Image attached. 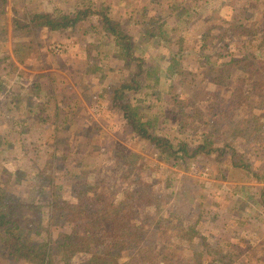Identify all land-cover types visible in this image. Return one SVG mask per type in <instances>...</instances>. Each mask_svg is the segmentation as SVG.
Returning <instances> with one entry per match:
<instances>
[{"label": "rangeland", "instance_id": "obj_1", "mask_svg": "<svg viewBox=\"0 0 264 264\" xmlns=\"http://www.w3.org/2000/svg\"><path fill=\"white\" fill-rule=\"evenodd\" d=\"M235 1V6L246 3ZM257 2L252 4L254 13H264V0ZM210 3L0 0V192L7 193L5 200L22 227L34 230L39 224L40 231L50 229L54 238L58 237L67 230L62 226L65 220L45 203L51 197L73 201L75 191L86 183L100 181L98 188L105 186L102 200L111 207V214L120 210L118 200H129L132 191L143 187L157 202H150L149 211L159 228L146 234L145 242L153 246L154 253L141 264L201 261L194 252L206 242L209 248L204 250V264H264V95H247L246 100L243 94L236 95L234 112L228 109L236 119L233 128L227 120L219 124L217 116L211 131L205 127L202 120L214 115L208 107L202 119L197 111L187 117L189 106L197 108L200 103L203 107L204 99L220 90L224 111L229 102L228 85L215 86L210 67L224 51H219L220 43L217 51L196 53L202 22L195 20ZM97 9L106 11L116 28L131 37L136 46L134 56L144 59L148 90L134 94L132 100L143 111L140 114L153 121L150 131L187 146L205 137L211 145L227 143L224 155L212 151L209 156L200 152L183 160L167 159L152 143L132 132L121 111L111 105L108 93L125 79L135 62L119 49L100 17L90 13ZM77 10L87 13L59 30L46 26L16 29V24L26 25L36 13L70 18ZM179 11L191 15L188 25L184 24L186 29L181 26ZM152 19L169 24L171 43H159L146 34V22ZM180 34L189 48L177 58L179 64L172 65L169 51L171 46L177 47ZM238 47L230 46L234 53ZM173 73L175 77H171ZM235 76L233 73L231 79ZM187 81L194 83L193 89ZM153 86L158 87L151 89ZM232 159L252 165L249 170L238 167L242 183L228 174ZM195 182L197 186L192 188ZM236 184L246 187L235 189ZM216 210L224 213L218 222L212 220L214 214L206 213ZM186 230L197 236L189 240ZM202 231L205 240L200 237ZM35 237L41 241L45 236ZM216 250L222 256L215 255ZM132 254L122 252L119 262ZM72 257L79 263L88 253L76 252ZM57 261L54 263L64 264ZM0 264L27 263L14 259L0 243Z\"/></svg>", "mask_w": 264, "mask_h": 264}, {"label": "trees", "instance_id": "obj_2", "mask_svg": "<svg viewBox=\"0 0 264 264\" xmlns=\"http://www.w3.org/2000/svg\"><path fill=\"white\" fill-rule=\"evenodd\" d=\"M257 1L260 0H246V3L235 6V0H211L210 4H206L208 9L205 8L203 12L198 13L195 20V22H202L197 30L199 47L196 53L202 55L207 49L208 52L211 49L217 51L220 43L222 49H219V51H224L219 52L218 59L212 61V65H210L214 76L212 80L217 87L226 82L230 92L228 96L229 102L225 106L226 111L221 106L224 99L221 90L211 98L206 97L203 101L205 103L203 107L200 103L199 105L197 104V108L193 106L195 110L190 109V106L188 107L187 117L190 116V113L192 115L197 111L200 119H202L207 114L203 113L206 107H208V112L209 110L212 111L211 113L214 115L209 114L207 118L202 120L206 122L204 126L209 127L210 131L211 127H213L212 120L215 116L218 117L219 124L227 120L232 128L236 125V119L233 114L229 115L228 109L231 107L229 112L232 108L234 110L237 94H243L245 100L247 95H264V13H254L252 6L258 3ZM86 13L87 10H77L75 16L70 18L66 14L60 15L59 18H54L47 13H36L26 25L16 24V29L22 27L33 29L46 26L49 30H59L65 28L71 21L76 23ZM90 13L97 14L100 17L101 23L106 26V29L117 40L116 43L119 49L128 56L129 60L131 59L135 62L125 79L108 93L111 105L121 111L132 132L152 143L154 147L159 149L160 154L167 159L183 160L185 157L196 156L200 152L209 156L212 151H216L217 156L224 155L227 152V143L219 146L213 145V143L211 145V142H206L205 137L202 142L187 146L184 142L180 144V141L176 139L167 136H157L150 131V128H153V121L145 119V116L142 115L143 113L140 114L143 111H139V107L133 105L132 100L134 99V94L144 89L148 90L149 85L144 81V59L134 56L133 49L136 46L131 37L116 28L115 23L110 19L106 11L97 9L92 10ZM179 13L183 21L181 26L186 29L185 25H188L191 15H187V12L184 13V11H179ZM163 20L152 19L147 21L146 34L149 35L150 39L156 38L155 40L159 43L169 44L168 42H172L169 35H172L171 33L173 32H171L172 29L169 24H164ZM178 36L177 47L171 46L170 50L172 51H169L172 65L179 64L177 58L179 59L180 56H183L182 54L189 48L185 44L183 34ZM235 44H238L239 47L237 52L234 53L230 46ZM209 55H206L205 58L207 59ZM158 71L160 74L163 73V68ZM233 73L236 76L231 79ZM174 74L171 77H175ZM187 74H191V72L187 71ZM40 76L44 77V75ZM187 82L193 89L194 83L191 81ZM157 87L153 86L151 89H156ZM186 87L188 86L186 85ZM206 92L203 93L205 94L204 96L207 95ZM231 94L232 98H230ZM191 95H193V92ZM222 112L228 115V118H223ZM181 126L184 127V123ZM231 151L232 153L234 152L232 148ZM237 164L239 163L232 159L231 169L228 174H230V178L233 181L237 180L242 183L243 180H239L242 177L237 176L239 175L237 173L238 167L249 170L252 165L247 163ZM223 171L225 172L223 174L224 177L227 173L224 169ZM99 182H90L79 187L75 191V199L73 201H62L60 198L51 197L45 203L49 210H58L60 217L65 220L62 226L63 230L64 227L67 230L61 231L56 238H54L50 229L44 232L40 231L39 224L36 227L37 229L34 228V230H26V228L22 227L19 219L16 218L12 211V206L5 200L7 193L4 191L0 192V243L14 259L22 260L27 264H55L54 261L56 260L64 264H125V261H127V264H141V261L147 260L154 253L153 246L145 242V236L151 230H158L159 228L158 221L152 217L151 210L149 211L150 202H155L153 201L155 197L148 196V192L143 191V187L142 190L137 188L135 190L138 192L132 191L130 193L132 197L130 196L129 200L125 197L118 200L117 204L120 210L111 214L109 212L111 207L106 206L102 200L105 186L98 188ZM238 184L233 187L235 189H244L246 187V185ZM194 185L197 186L196 182L191 184L192 188H194ZM145 187H148L147 184H145ZM64 202H66V205L63 206L62 203ZM155 203L157 204V202ZM206 213L214 214L215 218L212 220L217 222L224 215L219 210ZM108 223H111L110 228ZM186 232L189 240H193L197 236L192 230H186ZM38 234H42L45 237L41 241L37 240L35 236ZM200 237L202 240L206 239L204 231L200 233ZM220 240L224 242L222 239ZM207 247L209 248L208 242L201 245L194 252V256L201 261L195 260L185 264H204L202 257L207 255L204 252ZM124 251H132L133 254L120 263L118 258ZM76 252L88 253V257L76 263L72 259ZM215 255L222 256V253L216 250ZM171 260L174 259L171 258Z\"/></svg>", "mask_w": 264, "mask_h": 264}]
</instances>
